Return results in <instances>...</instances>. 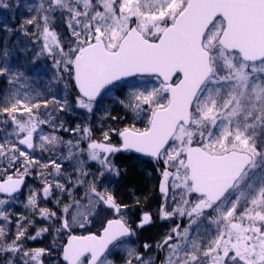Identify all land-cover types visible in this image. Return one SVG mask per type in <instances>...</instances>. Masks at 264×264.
I'll return each mask as SVG.
<instances>
[{
	"label": "snow or ice",
	"instance_id": "6c2138e0",
	"mask_svg": "<svg viewBox=\"0 0 264 264\" xmlns=\"http://www.w3.org/2000/svg\"><path fill=\"white\" fill-rule=\"evenodd\" d=\"M23 6L31 15L13 28L5 10L14 15L20 0H0V31L39 44L27 57L30 74L11 65L6 41L0 46V76L12 85L0 96V264H115L117 252L122 264H157L149 249L163 254L159 264H264V0ZM42 56L51 74L36 64ZM37 81L49 91L71 85L75 95L44 96ZM117 90V103L143 128L110 123L97 138L87 124L54 120L76 109L91 120ZM61 129L73 137L57 135ZM37 148L59 162H42ZM121 153L148 157L160 175L156 215L170 223L143 251L133 238L152 214L142 212L133 227L129 206L110 188ZM65 161L73 171H61ZM29 176H43L42 187L26 184ZM21 196L28 213L12 211ZM37 239L47 246L29 245Z\"/></svg>",
	"mask_w": 264,
	"mask_h": 264
},
{
	"label": "rangeland",
	"instance_id": "374dc122",
	"mask_svg": "<svg viewBox=\"0 0 264 264\" xmlns=\"http://www.w3.org/2000/svg\"><path fill=\"white\" fill-rule=\"evenodd\" d=\"M20 4H21V7L17 8L15 10V12L16 11L19 12L20 15L25 14L26 18H27L28 16L31 15V13H29L26 10V8L23 6L24 0H20ZM5 15L7 16V23L10 27H13V28L19 27L21 20L15 18V14L13 15L12 13H9V12H7V10H5ZM2 32H4V31H0V38L3 37V35H1ZM10 34H15L13 37L15 38L14 41L16 42V44H15L16 46L12 47V43L8 46L10 49L9 61H10L11 65H13V66H18L21 68L28 69L29 74H30L31 69L33 67H35V65L29 59H27V57H30L33 52L38 51L39 44L38 43L37 44L32 43V41L36 40V37L32 36V35L23 36L19 31H13ZM2 45H0V46H2ZM25 45L28 46L29 50L26 52L20 51V49L24 48ZM0 63H2V61H0ZM36 64L45 65L48 69V73L51 74L52 70H51L50 62L46 61L43 56L38 61H36ZM0 80L2 83L5 84V77L4 76H0ZM6 82H7V80H6ZM34 86H36L40 89H43L42 94L44 96L55 94L57 96L63 97L65 95V92H66L68 99L71 101V97L75 95V91L71 87V85H69L68 88L65 90L63 88V85L55 84V85H53L51 91H49L46 88L45 83L43 81H37L36 85H34ZM3 87H5V89L8 91V87L11 89L12 85L7 84V86L3 85ZM126 91L127 90L125 89L124 93H126ZM117 98L118 99L124 98V95L122 94V92L120 90L113 92L111 94V96H108L103 100V103H102L100 110L98 112H96V115L94 117H92L91 120L86 119L85 116L83 115V110H79V109L75 110V112L77 114L68 113V112L54 113V120L62 117L65 127L69 128V129L75 128V126L77 124H80L81 127L83 128V126L85 124H87L88 126L91 127L94 135L97 138H99V136H100V130L104 127H107L110 123H111L112 127H117V128H123L125 126H130L132 124H135V126L138 128H143L145 125L141 122L140 118L133 119L132 114L130 112H128L126 109L122 108L119 103H117ZM53 106L54 105L50 104L48 106L47 110L51 111ZM105 108H107L108 112H110L109 116H105ZM40 111H45L43 105L41 106ZM111 116H115L117 118V120L111 121ZM44 127L47 130V127L46 126H44ZM59 133L65 134L67 132H65L61 129L56 134L59 135ZM68 134L71 136L74 135V133H72V132H69ZM56 152L60 153L61 149H57ZM34 154L37 157H39L42 162L47 161V160L52 159V158H56L59 162L58 156L55 153L54 154H49L47 152L41 153L40 150L37 148V149H35ZM121 154H118V157ZM123 162H125L127 164L126 166H124L126 171H125V169L121 168L120 163H123ZM116 164L121 169V175L118 178L114 179L113 183L110 184V188L114 191L115 195L118 196V202H122V203H125L127 205L132 204L134 197H133L131 192L125 191V186L122 183V181H123L124 175L130 169L138 172L139 174H142L143 176L146 177L147 180L149 178L148 181L151 180L152 183H154V179L159 176L158 171L153 166L151 161H149L147 159L140 158V157H135L129 153L124 154L123 157L117 158ZM50 167H51V165H50ZM65 168H67V170L70 172L73 171L72 168L68 167L67 161L64 162V167L61 168V171L62 172L65 171ZM48 170L49 169H43V171L45 173H47ZM33 171H35V169H33ZM43 179H44L43 176H35V177L29 176V177H27V181H28L27 184L31 185L33 188H40V187H42L41 181ZM53 195H55V193ZM24 200H25V196H21V202L14 204L12 206V211L14 213H28L29 212V209L24 206V203H23ZM46 206L49 209L58 212L57 205H56L54 200L50 199L47 202ZM127 212H128V220H131V217H132L131 211L128 209ZM41 226L42 225L40 224L39 220L37 219L36 227H41ZM28 231L32 232L33 229L30 227L28 229ZM82 233H84V230H78V232H77V234H82ZM29 245L32 247H46L47 246L46 241L40 240V239H37L36 241H29ZM112 258L115 260V264H117L118 253H114Z\"/></svg>",
	"mask_w": 264,
	"mask_h": 264
},
{
	"label": "flooded vegetation",
	"instance_id": "af4514ba",
	"mask_svg": "<svg viewBox=\"0 0 264 264\" xmlns=\"http://www.w3.org/2000/svg\"><path fill=\"white\" fill-rule=\"evenodd\" d=\"M150 161V160H149ZM159 175V172H158ZM149 180V178H148ZM153 180V179H152ZM160 175L154 179V188L152 189V195L149 200L142 202L139 198L134 197L132 204H128V209L131 211V220L130 223L135 227L136 222L139 221L142 212H149L153 216V224L146 226L144 229L139 230L137 236L133 238V245L140 248L143 243H149L155 245V243L168 231L169 223L168 221H161L156 213L161 205V193L159 191ZM117 196V195H116ZM118 200V196H117ZM139 201V203H137ZM127 209V210H128ZM143 251L142 248H140ZM117 264H122L121 255L122 252H117ZM152 254L157 264H159L160 259H162V253H155L153 249H149L146 255Z\"/></svg>",
	"mask_w": 264,
	"mask_h": 264
},
{
	"label": "trees",
	"instance_id": "16d2710c",
	"mask_svg": "<svg viewBox=\"0 0 264 264\" xmlns=\"http://www.w3.org/2000/svg\"><path fill=\"white\" fill-rule=\"evenodd\" d=\"M15 18L22 20L24 18H26L25 14H21L19 12H15ZM3 37L0 38V45L4 44V42L6 41L7 45L9 46L12 43V47L16 46V42L14 41L15 38L13 37L15 34H9V33H5L2 32ZM13 37V38H12ZM7 78L5 77V84L1 82L0 80V96L6 94L10 88L8 87V91L5 89V87H3V85L7 86V82H6ZM9 86V85H8ZM69 132L65 133V134H61L59 133L60 136H62L65 140L67 139H71L73 137V135H69ZM123 157V155H120L118 158ZM121 168L125 169L124 166H126L127 164L125 162L120 163ZM126 171V169H125ZM122 183L125 186V191H129L132 193L133 197L139 198L143 203L146 202L147 200H149V198H151L152 195V189L154 188V183L150 181H148L146 179L145 176H143L142 174H139L138 172L130 169L123 178Z\"/></svg>",
	"mask_w": 264,
	"mask_h": 264
},
{
	"label": "water",
	"instance_id": "95a60500",
	"mask_svg": "<svg viewBox=\"0 0 264 264\" xmlns=\"http://www.w3.org/2000/svg\"><path fill=\"white\" fill-rule=\"evenodd\" d=\"M132 154L137 155V156H140L139 154H136V153H132ZM142 157H143V156H142ZM25 183H26V179H25Z\"/></svg>",
	"mask_w": 264,
	"mask_h": 264
}]
</instances>
